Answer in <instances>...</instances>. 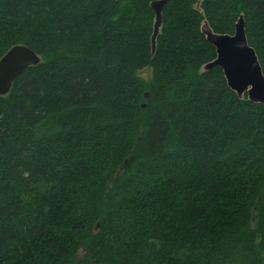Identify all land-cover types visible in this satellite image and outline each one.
<instances>
[{"label":"trees","instance_id":"16d2710c","mask_svg":"<svg viewBox=\"0 0 264 264\" xmlns=\"http://www.w3.org/2000/svg\"><path fill=\"white\" fill-rule=\"evenodd\" d=\"M0 0V264H264V105L202 32L243 16L264 74V0ZM149 68V79L139 71Z\"/></svg>","mask_w":264,"mask_h":264},{"label":"water","instance_id":"95a60500","mask_svg":"<svg viewBox=\"0 0 264 264\" xmlns=\"http://www.w3.org/2000/svg\"><path fill=\"white\" fill-rule=\"evenodd\" d=\"M169 1L155 0L151 4L155 12L153 49L162 26L163 10ZM202 32L215 47L217 54L216 59L208 63L205 69L220 66L233 91L239 96L247 94L251 101L264 105V74L256 50L249 43L244 17L238 19L234 34L216 33L207 23L202 26ZM40 62L41 58L28 46H13L0 59V95L10 91L13 81L25 68Z\"/></svg>","mask_w":264,"mask_h":264},{"label":"rangeland","instance_id":"374dc122","mask_svg":"<svg viewBox=\"0 0 264 264\" xmlns=\"http://www.w3.org/2000/svg\"><path fill=\"white\" fill-rule=\"evenodd\" d=\"M139 74L143 77H145L146 79L150 78L151 72L149 70V68H146L144 70L139 71Z\"/></svg>","mask_w":264,"mask_h":264},{"label":"bare ground","instance_id":"6f19581e","mask_svg":"<svg viewBox=\"0 0 264 264\" xmlns=\"http://www.w3.org/2000/svg\"><path fill=\"white\" fill-rule=\"evenodd\" d=\"M9 50H10V49H9ZM9 50H8V51H9ZM8 51H7V52H8ZM7 52H6V53H7ZM6 53H5V54H6ZM205 66H206V65H205ZM205 66H204V69H205ZM205 70H206V69H205Z\"/></svg>","mask_w":264,"mask_h":264}]
</instances>
